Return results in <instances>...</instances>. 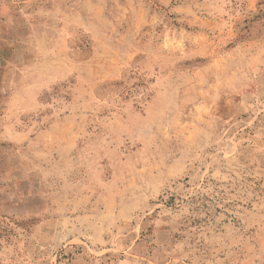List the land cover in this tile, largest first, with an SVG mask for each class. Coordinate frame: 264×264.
Here are the masks:
<instances>
[{
  "label": "rangeland",
  "instance_id": "obj_1",
  "mask_svg": "<svg viewBox=\"0 0 264 264\" xmlns=\"http://www.w3.org/2000/svg\"><path fill=\"white\" fill-rule=\"evenodd\" d=\"M0 264H264V0H0Z\"/></svg>",
  "mask_w": 264,
  "mask_h": 264
}]
</instances>
